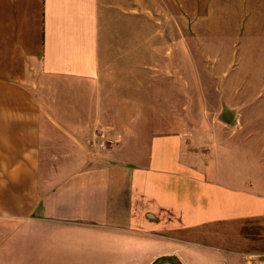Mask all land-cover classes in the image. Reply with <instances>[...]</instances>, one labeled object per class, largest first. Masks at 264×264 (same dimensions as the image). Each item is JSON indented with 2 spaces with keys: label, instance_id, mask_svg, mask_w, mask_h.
<instances>
[{
  "label": "crops",
  "instance_id": "0c3cea01",
  "mask_svg": "<svg viewBox=\"0 0 264 264\" xmlns=\"http://www.w3.org/2000/svg\"><path fill=\"white\" fill-rule=\"evenodd\" d=\"M156 12L194 83L156 81ZM172 100L193 125L150 122ZM263 256L264 0H0V264Z\"/></svg>",
  "mask_w": 264,
  "mask_h": 264
},
{
  "label": "rangeland",
  "instance_id": "374dc122",
  "mask_svg": "<svg viewBox=\"0 0 264 264\" xmlns=\"http://www.w3.org/2000/svg\"><path fill=\"white\" fill-rule=\"evenodd\" d=\"M140 17H144L146 20H140V33L146 34V33H155V64H156V69L157 72L154 74L156 76V81H160L165 84H171V86H177L179 85L180 82L185 81L188 84L191 82L194 83L196 78L200 79L198 77L199 74L201 73H196V67H195V60L193 58H185V62H181L179 60V57L176 55L178 46H179V38L180 35H189L192 36L194 35V31L191 27L192 24L186 23V25L181 24L179 25L177 23V20L174 19L173 16H171L170 23H168V20H166V17L160 16L158 12L154 14V16H149V18L145 17L144 15H140ZM146 23H149L147 25ZM152 24V25H151ZM183 45L186 43L184 41H181ZM191 46L194 48V42H189ZM141 44V42H140ZM166 47L171 48L172 52L170 56L168 55L164 56V49L162 48ZM189 47V45H188ZM144 48V46H143ZM142 53L140 52V55ZM182 64V65H181ZM164 68V71H158L159 67ZM180 66H183L182 71H180ZM209 75V74H208ZM259 78L256 79L254 84H259L257 83ZM173 89V88H172ZM192 89V88H188ZM174 90V89H173ZM188 93H194V90L188 91ZM173 103L169 105V110L165 113L162 109L156 110L155 115L153 116V121L151 120L150 122H154L161 124L162 119H165L170 126V131H175L178 130L179 127L182 125L184 128L185 126L188 125H193L194 122L192 121H185L180 118H183V108L184 106H179L176 104L174 100H172ZM159 108H162L160 106ZM181 115V117H179ZM167 119V117H169ZM165 117V118H163ZM147 122V121H146ZM145 121H143L141 124L146 125ZM154 123V124H155ZM152 124V123H151ZM127 125V123H126ZM157 129H155L154 132L156 133H162L167 130V128L159 126L155 124ZM98 132H101L99 130H96V135L92 138L91 143H90V150L93 155H98L99 153H105L111 146H114L117 143V140L115 139H110V138H104L99 134Z\"/></svg>",
  "mask_w": 264,
  "mask_h": 264
},
{
  "label": "built area",
  "instance_id": "2783aa9c",
  "mask_svg": "<svg viewBox=\"0 0 264 264\" xmlns=\"http://www.w3.org/2000/svg\"><path fill=\"white\" fill-rule=\"evenodd\" d=\"M264 257V256H263Z\"/></svg>",
  "mask_w": 264,
  "mask_h": 264
}]
</instances>
